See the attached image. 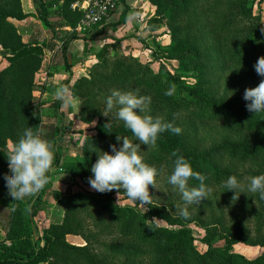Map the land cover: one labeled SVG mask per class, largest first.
<instances>
[{
	"label": "trees",
	"instance_id": "1",
	"mask_svg": "<svg viewBox=\"0 0 264 264\" xmlns=\"http://www.w3.org/2000/svg\"><path fill=\"white\" fill-rule=\"evenodd\" d=\"M77 1L33 0L43 21L47 22L46 7L56 5L62 24L71 28L84 16L82 10L72 7ZM148 1L156 7V15L149 21L151 30L165 21L171 29L172 43L166 49L169 58L177 60L186 73L191 66L195 80H185L184 75L172 74L166 67L154 74L150 65L133 56L110 57L103 53L106 47L101 50L90 76L80 77L71 87L72 95L82 99L81 119L97 118V125L96 133L83 143V155L66 163L70 179L80 177L89 184L98 153L110 151L117 144V135L136 142L122 121L110 120L97 107L105 87L109 92L139 88L154 99L149 105L151 115L182 129L179 135L165 131L149 151L147 145H141L147 151L146 163L163 164L171 172V153L178 150L195 171L207 177L205 183L214 193H226L223 181L230 175L264 173V112H249L243 99L245 89L257 87L264 79L254 69L257 59L264 56V25L254 15L251 0ZM30 16L22 0H0V56L8 62L0 66V205L10 209L6 238L0 241V264H264V252L251 260L232 250L238 243L264 247V200L250 192L235 199L233 205L226 201L228 207H220L221 212L210 215L206 222L204 210L190 219L207 226L202 241L208 249L204 252L197 248L183 219L167 205L151 202L145 213L116 205L112 192L125 193L122 189L103 193L54 190L64 209L63 219L51 223L35 239L34 218L42 210L40 199L32 206L25 199L14 201L3 179L8 173V143L16 142L25 128L39 127L33 94L46 44L25 43L14 23ZM79 38L76 31L67 32L60 47L63 55L69 41ZM172 85L173 94L165 95ZM185 113L193 119L184 122L179 115ZM199 122L222 124L221 140L206 143ZM50 139L57 145V134ZM56 154L53 166L60 160ZM189 182L191 186L198 183ZM151 218L179 225V229L160 227ZM219 234L225 238L224 248L212 245ZM69 235L82 237L85 244L70 243Z\"/></svg>",
	"mask_w": 264,
	"mask_h": 264
},
{
	"label": "rangeland",
	"instance_id": "2",
	"mask_svg": "<svg viewBox=\"0 0 264 264\" xmlns=\"http://www.w3.org/2000/svg\"><path fill=\"white\" fill-rule=\"evenodd\" d=\"M25 4L26 1L24 0ZM49 2V0H46ZM253 7V13L256 16H260L262 23L264 25V0H251L250 1ZM151 3V2H150ZM125 4V3H124ZM27 5V4H26ZM127 6V5H126ZM36 7V18L38 21H32L39 25L38 31L42 30L45 22L40 16H38L39 9ZM56 7V6H55ZM121 10H117L113 13L111 22L107 23L105 21L101 27L90 29L89 32L92 35V40L96 36L98 42L90 46L83 57L86 58V67L85 72H79L78 77H70L68 81H61L60 85H68L70 88V96L74 99V103L65 104L59 98L55 96V91H48V86L45 84L44 71L50 64L49 61H46L45 66L41 68L42 70L36 76V89L34 91V100L35 105V116L39 119V126H43V129L46 133L47 138L50 139V135L57 134V145L54 156L53 163L55 164L57 154L60 157L58 163L50 169L47 173L49 179L48 183L44 188L37 193L35 196L26 198V201H31V206L39 198L42 210L34 218V237L37 240L41 237L43 230L48 227L53 222H59L63 219L64 209L60 207L57 203V200L54 196V190L59 189L63 193H68L69 191L73 192H98L95 191L87 184L82 178L74 177L70 179L69 174H67L65 165L69 160L81 157L83 155V143L88 136L94 135L96 133L95 127L97 125V118H88L86 122L81 119L80 108L82 99L74 97L72 95L71 87L76 83V81L82 76H90L89 73L92 70L93 66L98 63L99 59L97 54L106 47V51L103 53L110 57L115 56H133L141 61L144 65H150L153 73H159L162 67H166L168 71L175 75H184V79L190 82H193L195 79V72L191 71V66L188 68L189 72L186 73L184 69L179 65L177 60L170 59L166 49L171 45V29L165 23V21L159 24L157 30H151L149 21L156 15V7L152 5V10L149 8L146 16H141L138 12L142 10H132L129 6L127 8L120 7ZM150 8V9H151ZM57 8L47 10L49 19L52 18L53 23L59 21L60 15L56 12ZM38 11V12H37ZM146 11V12H147ZM31 17V16H30ZM31 21V20H30ZM19 29V28H18ZM105 29V30H102ZM59 29L57 32L60 34L63 31ZM87 33V34H89ZM103 33V34H102ZM107 35L106 37H99L101 35ZM82 34L81 36H84ZM94 37V38H93ZM57 43V42H56ZM89 45V44H87ZM1 52H4L1 49ZM59 52V53H58ZM57 57L55 56L53 62L63 63V55L60 54V48L58 50ZM80 58V57H79ZM77 59V62H80V59ZM45 62V61H44ZM7 61L3 56H0V66L4 67L7 65ZM82 64V63H80ZM51 85H55L51 83ZM50 85V86H51ZM55 86H59L55 85ZM52 87V86H51ZM50 92L53 95H45V91ZM134 90V88L127 89L126 91ZM111 92L105 87L104 92L100 95L98 99L97 107H100L104 110L105 98L110 95ZM142 94V93H141ZM144 95V94H142ZM152 98V102H153ZM112 115V114H110ZM181 119L185 121H191L193 119L190 114H180ZM113 120H115L113 115ZM200 123V122H199ZM200 132L207 139L206 143H212V140L217 141L221 140L222 131L225 127L222 124H198ZM16 142L8 143V152L11 154ZM143 150V147H141ZM152 165V164H151ZM9 172V169L7 168ZM170 174V171L166 169V172L163 175L157 177V189H153L152 186H149L150 194H152L151 201L155 203H163L167 205L171 212H175V215H179L176 211L175 206L177 204H182L180 194L173 189V186L168 184L167 175ZM189 185L192 184L189 182ZM114 202L116 205L122 208H132L141 213H145L149 210V205H142L139 202L130 200L126 193H120L113 191ZM235 195L234 191H218L217 193L209 192L208 198H204L198 205L193 204L189 206L190 216L188 219H183L185 226L191 230V233L194 237L195 244L197 248L204 252L208 249L207 244H205L202 239L207 235V226L204 222H198L199 220H190L197 217V214L200 210L205 211V215L202 216L203 221H208L210 215H218L220 207H228L225 204L228 201L233 205L234 201L233 196ZM244 193L239 195V198L242 199ZM9 214L10 209L5 206L0 205V222L3 226L5 232L7 233L9 226ZM151 221L160 226L168 227L170 229H179V225H170L167 221L151 218ZM91 223H93L91 221ZM253 226V225H252ZM5 233V236H6ZM68 241L73 244L83 245L85 241L80 236L69 235L67 237ZM11 244V242L9 243ZM213 247L224 248L226 246V241L224 236L220 234L215 237L212 242ZM232 250L235 253L241 254L248 259H256L264 252V247L262 246H251L245 243H238L232 246Z\"/></svg>",
	"mask_w": 264,
	"mask_h": 264
},
{
	"label": "clouds",
	"instance_id": "3",
	"mask_svg": "<svg viewBox=\"0 0 264 264\" xmlns=\"http://www.w3.org/2000/svg\"><path fill=\"white\" fill-rule=\"evenodd\" d=\"M256 73L264 77V56L257 59L254 64ZM174 85L164 93L171 96ZM68 85H59L55 88V96L65 104L74 103L70 96ZM243 99L247 101L246 108L249 112H264V79L255 88H247ZM152 102L150 95H142L139 88L129 91L113 89L105 98L102 114L122 121L126 129L130 130L136 142L127 136L117 135V144L110 146V151H101L98 158L91 166L92 176L88 183L92 189L98 192H108L113 189H122L127 197L142 205L151 204L152 194L149 186L157 189V177L166 172L165 165L148 164L145 162L144 153L157 145L161 134L169 131L179 135L182 129L174 126L160 116L150 114L149 105ZM112 114V115H110ZM109 123V122H108ZM108 123L105 125L107 126ZM141 145H147L148 150L141 149ZM56 145L53 140L47 138L43 126L27 127L16 141L11 154L7 157L9 172L3 175L8 195L14 201H22L39 193L48 183L47 173L53 166ZM171 162V172L167 175L168 184L180 194L182 204L175 206L180 218L188 219L189 206L198 205L208 193L212 191L205 181L207 177L195 171L191 162L174 150ZM190 180L198 183L189 185ZM223 186L226 191H234L233 200L241 193H255L264 200V173L258 175L238 177L230 175Z\"/></svg>",
	"mask_w": 264,
	"mask_h": 264
},
{
	"label": "crops",
	"instance_id": "4",
	"mask_svg": "<svg viewBox=\"0 0 264 264\" xmlns=\"http://www.w3.org/2000/svg\"><path fill=\"white\" fill-rule=\"evenodd\" d=\"M84 1H86V0H79L77 2H79L81 4ZM22 4H23L24 11L26 13H30L31 17H28L25 20H14V23L19 28V31H20L22 38H23V41L25 43L39 42V43H45L46 44L45 59H44L45 62H43V65L45 66L46 61H49L50 64L44 71L42 69L41 70H42V73L44 72L43 77L45 78V80H44L46 82L45 84L48 86L47 87L48 91H50V92L55 91V88L57 87L55 85H58V84L60 85L61 81H63V80L68 81V80H70V77L72 75H73V77H78L79 72H85V70L87 69V67H86L87 63H86V58L83 57V55L86 53V50L90 46H92L94 43L98 42L96 40V38L98 36H96L95 38L93 37L94 40H92L91 34H85L84 36H81L82 34H78L79 37H81V38L70 40L69 45H68L64 55L62 53V50L60 49V54L62 53V55H63V63L53 62L55 56L57 57V54L59 53L58 52L59 48L63 44L64 37L66 36L67 32L70 31L69 28H71V27L62 24L61 17H59L58 22L53 23L52 18L49 19L48 13L46 12L47 22L44 21L46 26H43L42 30L38 31L39 25L32 22V21H38V18L35 17V15L37 16L36 9H35L36 7H34L36 5L34 4L33 0L26 1L27 5L25 4V1L22 0ZM126 5L129 6L132 10L133 9L134 10H136V9L142 10V11L138 12L141 16H143V15L146 16L148 14V12H150L152 10V8H151L152 4L148 0H128L127 2H125V4L122 5V8L126 9L127 8ZM55 6L56 5H53L52 7H46V8H47V10H50V9L52 10L54 8H57V6L56 7ZM148 8L150 11H147ZM120 10H121V8H120ZM54 13H58V11L56 10V12H54ZM114 15L113 14L111 15V17L107 21V23L111 22V18ZM59 29H61L63 31V33L60 34V36L57 32H55ZM102 30H105V29H102ZM106 36L107 35L105 34V35H101L99 37L103 38ZM87 44H89V45H87ZM81 56H82V59L80 60V62H77V59L79 57L81 58ZM80 63H82V64H80ZM65 81H63V82H65ZM51 83H53L55 85H51ZM48 91L46 90L44 92L45 95L46 94L49 96L53 95V94H50V92L48 93ZM0 222H2V221H0ZM5 233L6 232L0 223V241H3L6 238ZM9 243L10 242L8 241L7 244L10 245ZM40 264H47V263H40Z\"/></svg>",
	"mask_w": 264,
	"mask_h": 264
},
{
	"label": "built area",
	"instance_id": "5",
	"mask_svg": "<svg viewBox=\"0 0 264 264\" xmlns=\"http://www.w3.org/2000/svg\"><path fill=\"white\" fill-rule=\"evenodd\" d=\"M128 0H86L83 3L73 4L74 9L82 10L84 16L76 28H69L78 34H87L90 29L98 28L108 21L113 13ZM90 34V33H89ZM61 44V43H60ZM59 44V45H60Z\"/></svg>",
	"mask_w": 264,
	"mask_h": 264
}]
</instances>
